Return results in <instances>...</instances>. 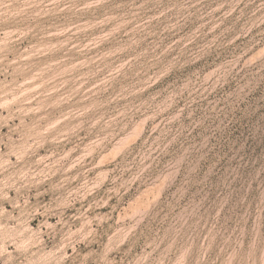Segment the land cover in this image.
I'll list each match as a JSON object with an SVG mask.
<instances>
[{
    "label": "rangeland",
    "instance_id": "rangeland-1",
    "mask_svg": "<svg viewBox=\"0 0 264 264\" xmlns=\"http://www.w3.org/2000/svg\"><path fill=\"white\" fill-rule=\"evenodd\" d=\"M0 264H264V0H0Z\"/></svg>",
    "mask_w": 264,
    "mask_h": 264
}]
</instances>
